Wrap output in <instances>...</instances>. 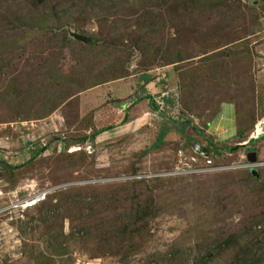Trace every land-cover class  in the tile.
Listing matches in <instances>:
<instances>
[{
	"label": "rangeland",
	"instance_id": "1",
	"mask_svg": "<svg viewBox=\"0 0 264 264\" xmlns=\"http://www.w3.org/2000/svg\"><path fill=\"white\" fill-rule=\"evenodd\" d=\"M212 140L248 167L171 175ZM259 246L264 0H0V264H264Z\"/></svg>",
	"mask_w": 264,
	"mask_h": 264
},
{
	"label": "built area",
	"instance_id": "2",
	"mask_svg": "<svg viewBox=\"0 0 264 264\" xmlns=\"http://www.w3.org/2000/svg\"><path fill=\"white\" fill-rule=\"evenodd\" d=\"M202 157V158H201ZM180 160L182 166H185V173H181L176 169L172 171L171 175L183 176L190 173H214L229 171L232 169H239L243 167H248V165H236V163L225 164L223 162H217L210 153L200 152L199 154H194L191 156L186 155L183 151L180 154ZM258 164V163H257ZM255 164V166H257ZM254 166V167H255ZM49 191H39L33 193L25 198L18 199L16 202L9 206V211L18 210L19 212H26L29 209L36 207L37 205L43 203L48 198Z\"/></svg>",
	"mask_w": 264,
	"mask_h": 264
},
{
	"label": "trees",
	"instance_id": "3",
	"mask_svg": "<svg viewBox=\"0 0 264 264\" xmlns=\"http://www.w3.org/2000/svg\"><path fill=\"white\" fill-rule=\"evenodd\" d=\"M89 42H91V39H88ZM147 83L151 82L152 80L150 79V77H147ZM152 97H145L143 99H151ZM142 100V99H141ZM153 105L155 104L154 100L151 102ZM186 124H191V123H186ZM212 145L206 147L209 150V153L214 157V159L220 155H223L224 152L226 151H230L229 149L225 148V147H221V145L216 144L213 140L211 142ZM204 148V147H202ZM224 149V150H223ZM191 152H193L194 150L191 148L190 150ZM202 158V157H201ZM44 203V202H43ZM42 204V203H41ZM39 206V205H38ZM37 207V206H36ZM35 208V207H34ZM255 246L252 247L255 249V247L257 246L256 244H254ZM260 247V246H259ZM247 249V248H246ZM264 248L260 247V250L262 251ZM256 250V249H255ZM246 252H248V250H246ZM257 252L258 249H257ZM253 256L249 257L248 255H246L244 261L247 262L248 264L253 263V264H257L259 262H262L263 260V254L261 255H257L254 258H252ZM255 261V262H254Z\"/></svg>",
	"mask_w": 264,
	"mask_h": 264
},
{
	"label": "crops",
	"instance_id": "4",
	"mask_svg": "<svg viewBox=\"0 0 264 264\" xmlns=\"http://www.w3.org/2000/svg\"><path fill=\"white\" fill-rule=\"evenodd\" d=\"M222 109L224 111H222V113L220 114L222 116L220 123H224L225 125V129H227V131L225 132V129L222 128L221 130L225 133L224 135L226 136V134H229L231 136H235L238 133V127L236 125V108L235 105L232 104H224L222 106ZM226 118L229 120L227 122ZM222 132V133H223ZM223 136V134H222ZM224 139H229V138H224ZM223 140V139H222Z\"/></svg>",
	"mask_w": 264,
	"mask_h": 264
},
{
	"label": "water",
	"instance_id": "5",
	"mask_svg": "<svg viewBox=\"0 0 264 264\" xmlns=\"http://www.w3.org/2000/svg\"><path fill=\"white\" fill-rule=\"evenodd\" d=\"M72 36L79 41H82V42L87 41V36L81 35L79 33H73ZM194 147H195L196 151H198V152L203 151L207 154L209 153V150L207 148H202V146L200 144H195ZM249 160H250V162H253V163L257 162V160H258L257 153L256 152L249 153ZM254 171H256V169Z\"/></svg>",
	"mask_w": 264,
	"mask_h": 264
},
{
	"label": "clouds",
	"instance_id": "6",
	"mask_svg": "<svg viewBox=\"0 0 264 264\" xmlns=\"http://www.w3.org/2000/svg\"><path fill=\"white\" fill-rule=\"evenodd\" d=\"M204 148H206V147H204ZM40 205V204H39ZM38 206V205H37Z\"/></svg>",
	"mask_w": 264,
	"mask_h": 264
}]
</instances>
